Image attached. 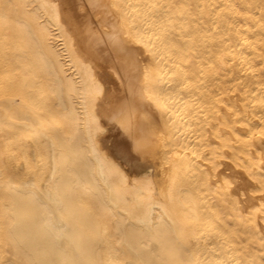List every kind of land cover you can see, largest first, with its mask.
<instances>
[{"label": "bare ground", "instance_id": "6f19581e", "mask_svg": "<svg viewBox=\"0 0 264 264\" xmlns=\"http://www.w3.org/2000/svg\"><path fill=\"white\" fill-rule=\"evenodd\" d=\"M0 264H264V0H0Z\"/></svg>", "mask_w": 264, "mask_h": 264}, {"label": "snow or ice", "instance_id": "6c2138e0", "mask_svg": "<svg viewBox=\"0 0 264 264\" xmlns=\"http://www.w3.org/2000/svg\"><path fill=\"white\" fill-rule=\"evenodd\" d=\"M98 87V90H99V86H97Z\"/></svg>", "mask_w": 264, "mask_h": 264}]
</instances>
